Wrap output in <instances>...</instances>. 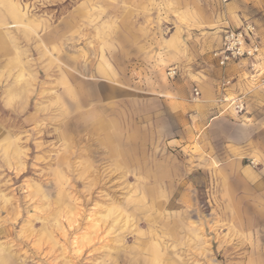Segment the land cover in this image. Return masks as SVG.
Here are the masks:
<instances>
[{
  "label": "rangeland",
  "instance_id": "374dc122",
  "mask_svg": "<svg viewBox=\"0 0 264 264\" xmlns=\"http://www.w3.org/2000/svg\"><path fill=\"white\" fill-rule=\"evenodd\" d=\"M0 32V264H264V0H0Z\"/></svg>",
  "mask_w": 264,
  "mask_h": 264
},
{
  "label": "built area",
  "instance_id": "2783aa9c",
  "mask_svg": "<svg viewBox=\"0 0 264 264\" xmlns=\"http://www.w3.org/2000/svg\"><path fill=\"white\" fill-rule=\"evenodd\" d=\"M260 50L259 43L254 33L252 26H245L240 30L226 29L222 34L221 46L213 54L219 67H225L230 63L237 62L239 60L250 59L254 60ZM229 82L225 81L223 86L228 85ZM264 90V81L261 85ZM196 96H198L197 90H194ZM225 102L226 99L223 98ZM236 114L244 112L245 103L243 98H236L232 101Z\"/></svg>",
  "mask_w": 264,
  "mask_h": 264
},
{
  "label": "bare ground",
  "instance_id": "6f19581e",
  "mask_svg": "<svg viewBox=\"0 0 264 264\" xmlns=\"http://www.w3.org/2000/svg\"><path fill=\"white\" fill-rule=\"evenodd\" d=\"M3 35L5 34H2V32H0V50H4V49H7L9 47V44L7 41H9L6 36L4 37Z\"/></svg>",
  "mask_w": 264,
  "mask_h": 264
}]
</instances>
